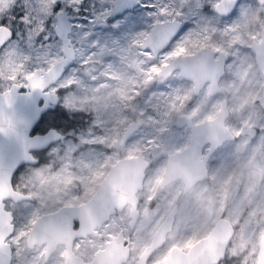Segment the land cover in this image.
<instances>
[{
	"label": "snow or ice",
	"instance_id": "1",
	"mask_svg": "<svg viewBox=\"0 0 264 264\" xmlns=\"http://www.w3.org/2000/svg\"><path fill=\"white\" fill-rule=\"evenodd\" d=\"M0 264H264V0H0Z\"/></svg>",
	"mask_w": 264,
	"mask_h": 264
}]
</instances>
